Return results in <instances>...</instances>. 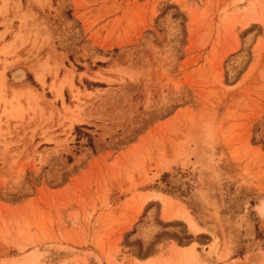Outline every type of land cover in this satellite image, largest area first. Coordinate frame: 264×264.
Wrapping results in <instances>:
<instances>
[{"label":"rangeland","instance_id":"374dc122","mask_svg":"<svg viewBox=\"0 0 264 264\" xmlns=\"http://www.w3.org/2000/svg\"><path fill=\"white\" fill-rule=\"evenodd\" d=\"M0 264H264V0H0Z\"/></svg>","mask_w":264,"mask_h":264},{"label":"bare ground","instance_id":"6f19581e","mask_svg":"<svg viewBox=\"0 0 264 264\" xmlns=\"http://www.w3.org/2000/svg\"><path fill=\"white\" fill-rule=\"evenodd\" d=\"M22 77H23V73H22V71H21V72L18 71V72H16V73L14 74V78H15L16 80H21ZM38 79L41 80L40 77H38ZM192 225H193V223H192ZM193 226H194V225H193Z\"/></svg>","mask_w":264,"mask_h":264}]
</instances>
